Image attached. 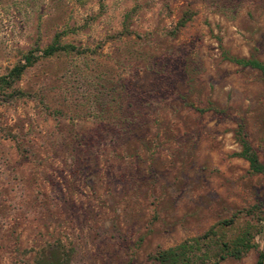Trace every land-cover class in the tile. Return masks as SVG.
I'll list each match as a JSON object with an SVG mask.
<instances>
[{"label":"rangeland","instance_id":"1","mask_svg":"<svg viewBox=\"0 0 264 264\" xmlns=\"http://www.w3.org/2000/svg\"><path fill=\"white\" fill-rule=\"evenodd\" d=\"M56 34L96 53L39 60L16 85L35 97L0 104V264L55 241L72 264H153L245 210L264 219L235 137L264 164V79L224 59L264 63V0H0V76ZM255 242L220 264H255Z\"/></svg>","mask_w":264,"mask_h":264},{"label":"trees","instance_id":"2","mask_svg":"<svg viewBox=\"0 0 264 264\" xmlns=\"http://www.w3.org/2000/svg\"><path fill=\"white\" fill-rule=\"evenodd\" d=\"M195 13L186 10L175 26V32L179 31L191 21ZM131 35L128 27L125 25L119 37ZM61 34H56L53 41L40 49L38 46L28 51L20 61L11 69L0 76V104H12L22 99H33L34 94L23 91L16 85L20 82L25 71L36 65L41 59L52 58L59 54L65 55H94L96 50L77 48L68 44H61ZM224 59L235 63L242 68H250L260 72L264 79V63L255 58H233L224 56ZM124 121H120V126ZM235 137L241 146V152L238 157L244 159L249 164V171L254 175H264V164L259 161L256 152L253 150L247 140L242 125H239L235 132ZM13 140L16 137L11 136ZM17 145L18 142H17ZM20 150V146H17ZM255 208L243 211V214L249 218L243 227L232 234L234 221L237 216L229 220L216 223L204 234L189 238L180 244L168 248L159 249L154 254L149 255L147 259L153 264H220L226 259L241 260L249 251L257 247L255 239L260 237L261 250L257 254L255 264H264V219L257 218L254 221ZM74 251L67 248L62 242L55 241L46 245L36 254L35 264H72Z\"/></svg>","mask_w":264,"mask_h":264}]
</instances>
